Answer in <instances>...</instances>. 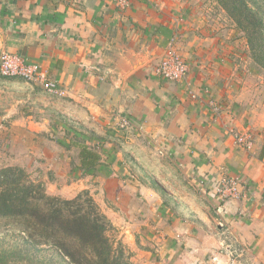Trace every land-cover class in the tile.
<instances>
[{
    "label": "crops",
    "instance_id": "0c3cea01",
    "mask_svg": "<svg viewBox=\"0 0 264 264\" xmlns=\"http://www.w3.org/2000/svg\"><path fill=\"white\" fill-rule=\"evenodd\" d=\"M178 7L177 0H130L125 9L115 0H0V56L40 64L69 95L95 104L96 115L100 102L132 115L127 129L142 131L149 155L150 140L160 144L161 216L153 219L161 220L166 264H228L226 247L235 264H264V151L257 159L235 142L234 133L248 131L243 91L233 88L220 45L181 42ZM172 40L190 69L179 83L155 73ZM211 98L229 112L212 117L201 101ZM222 178L238 179L246 197L222 203L214 190Z\"/></svg>",
    "mask_w": 264,
    "mask_h": 264
},
{
    "label": "rangeland",
    "instance_id": "374dc122",
    "mask_svg": "<svg viewBox=\"0 0 264 264\" xmlns=\"http://www.w3.org/2000/svg\"><path fill=\"white\" fill-rule=\"evenodd\" d=\"M177 3L185 36L181 42L214 41L225 50L231 77L238 78L232 80L233 88L242 89L244 94L239 107H242L240 112L246 113L244 127L252 142L250 148L244 149L262 159L264 69L256 65L247 39L237 32L238 28L218 0H177ZM172 42L176 44V40ZM176 50L184 60L177 46ZM58 87L54 94L38 83L0 77V169H22L25 180L40 186L49 197L72 200L86 192L113 225L111 235L123 243L129 264H166L161 220L153 219L154 215L161 216V156L156 154L160 144L150 140L155 150L149 155L146 139L139 136L142 131L137 127L127 129L128 116L132 115L101 102L96 106V115L92 112L95 104L90 108L84 105L88 103L85 99L69 95L59 84ZM206 91L210 93V89ZM192 96L198 99L196 94ZM201 101L215 119L229 112L230 106L222 100H216L215 112L210 109L209 101ZM117 116L125 119L117 120ZM84 145L102 156L101 169L92 175L80 169L79 153ZM14 229V225L0 220V236L5 238L3 247L20 244V239L13 236ZM45 254L55 255L52 251Z\"/></svg>",
    "mask_w": 264,
    "mask_h": 264
},
{
    "label": "trees",
    "instance_id": "16d2710c",
    "mask_svg": "<svg viewBox=\"0 0 264 264\" xmlns=\"http://www.w3.org/2000/svg\"><path fill=\"white\" fill-rule=\"evenodd\" d=\"M218 1L263 70L264 0ZM79 161L86 175L103 165L101 154L85 145ZM25 177L18 167L0 169V220L14 225L13 236L20 239L3 247L0 236V264H129L123 243L111 235L113 225L86 192L72 200L49 197ZM51 251L54 256L45 254Z\"/></svg>",
    "mask_w": 264,
    "mask_h": 264
},
{
    "label": "built area",
    "instance_id": "2783aa9c",
    "mask_svg": "<svg viewBox=\"0 0 264 264\" xmlns=\"http://www.w3.org/2000/svg\"><path fill=\"white\" fill-rule=\"evenodd\" d=\"M119 8L125 9L130 6V0H115ZM189 72V67L185 60H182L176 50L175 42H170L166 55L160 65L156 68L155 73L157 76L163 77L171 82H182L186 79ZM14 77L20 78L27 82L38 83L43 88L56 94L58 83L47 76L40 64L28 63L23 57L4 52L0 56V77ZM59 88V87H58ZM208 105L214 112L218 109V103L214 99H210ZM223 109V108H222ZM222 109L217 113H221ZM219 116V115H215ZM236 143L241 147L250 148L252 142L247 134L237 133L234 135ZM216 195L222 203L230 200H240L246 197L241 183L238 179L224 178L220 183L214 187ZM230 260L228 264H235L234 252L226 247Z\"/></svg>",
    "mask_w": 264,
    "mask_h": 264
}]
</instances>
